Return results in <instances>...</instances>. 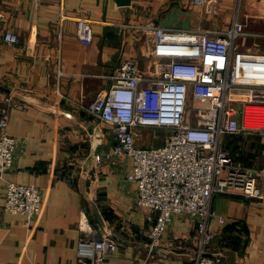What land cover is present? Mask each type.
<instances>
[{
	"label": "crops",
	"instance_id": "obj_1",
	"mask_svg": "<svg viewBox=\"0 0 264 264\" xmlns=\"http://www.w3.org/2000/svg\"><path fill=\"white\" fill-rule=\"evenodd\" d=\"M0 14V108L7 110V131L16 140L12 165L0 174V264H79L88 259L91 244H79L83 216L94 232L91 238L107 233L115 239L114 252L106 256L111 264L144 259L192 264L195 218L173 217L163 243L150 252L151 213L136 203V183L128 178L131 158H105L115 144L110 125L80 105L109 88L125 58L136 61L141 75L154 74L157 29L224 34L240 22L243 31L232 44L240 51L264 52V0H130L127 5L115 0H0ZM77 18L90 20L88 44L76 36ZM6 31L17 34L18 42L3 41ZM160 131L142 128L137 139L160 145L166 135ZM226 135L242 142L250 136L244 147L253 157L232 162L251 172L263 193L259 198L212 197L211 209L225 221L218 225L211 219L209 226L220 231L207 254L216 264H264V136ZM7 182L39 188L42 208L35 219L2 209ZM225 250L231 256L223 260Z\"/></svg>",
	"mask_w": 264,
	"mask_h": 264
},
{
	"label": "built area",
	"instance_id": "obj_2",
	"mask_svg": "<svg viewBox=\"0 0 264 264\" xmlns=\"http://www.w3.org/2000/svg\"><path fill=\"white\" fill-rule=\"evenodd\" d=\"M76 26L77 38L88 44L90 20L77 18ZM242 31L240 22L224 34L199 28L157 29L152 41L158 58L154 74L141 75L136 61L125 58L109 88L80 105L110 125L115 144L105 158H131L128 178L136 183V203L151 213L149 250L163 243L173 217L195 218L197 247L192 264H216L207 252L220 230L209 225L212 218L218 225L225 218L211 209L212 197L259 198L263 193L255 176L219 147L224 134L264 136V52L236 49L232 40ZM2 40L16 43L19 37L6 31ZM5 101L10 97L5 96ZM7 118V110L0 108V174L11 167L16 143L7 131ZM147 127L166 130L162 144L136 143L140 130ZM3 195L4 211L21 213L27 221L41 212L40 190L34 185L7 182ZM79 230V244H91L88 259L79 264H111L106 256L114 252L115 239L107 233L91 238L94 232L85 216ZM135 264L151 263L144 259Z\"/></svg>",
	"mask_w": 264,
	"mask_h": 264
},
{
	"label": "rangeland",
	"instance_id": "obj_3",
	"mask_svg": "<svg viewBox=\"0 0 264 264\" xmlns=\"http://www.w3.org/2000/svg\"><path fill=\"white\" fill-rule=\"evenodd\" d=\"M160 130H162L160 132H164V131L166 132V130L164 128H160ZM249 137L250 136H247L245 141H243L244 142L243 143L241 140H238L239 138L236 136L224 134L220 139L219 147L221 150L226 152L231 157L232 160L235 159V160H238L239 162L247 161L248 158L253 157L250 155L251 153H248L245 150V147H244L245 143L248 144V142L251 140V138H249ZM137 142L139 144H142L140 138L137 139ZM143 143L149 145V143H146V142H143ZM162 247L165 248L164 249L165 251L167 250L166 245L163 244ZM154 248H156V247H154ZM222 249H221V252H223ZM195 250L196 249H194V253H195ZM151 251L152 250L150 249V252ZM223 255H224V258H223V260H224L225 258H227V257L229 258L231 256V252L229 253L228 250H225Z\"/></svg>",
	"mask_w": 264,
	"mask_h": 264
},
{
	"label": "water",
	"instance_id": "obj_4",
	"mask_svg": "<svg viewBox=\"0 0 264 264\" xmlns=\"http://www.w3.org/2000/svg\"><path fill=\"white\" fill-rule=\"evenodd\" d=\"M115 1H116V3H117L118 5H127V4H129V2H130V0H115ZM96 138H97V139H100V136H99V135H96ZM99 145H100L99 142L95 144V147H94V150H93V154H94V156L96 155V153H97V151H98Z\"/></svg>",
	"mask_w": 264,
	"mask_h": 264
}]
</instances>
